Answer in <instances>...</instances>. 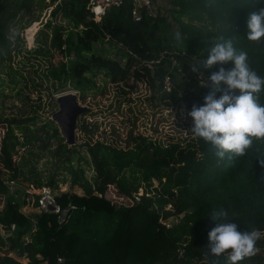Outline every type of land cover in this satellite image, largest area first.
<instances>
[{
    "label": "trees",
    "instance_id": "16d2710c",
    "mask_svg": "<svg viewBox=\"0 0 264 264\" xmlns=\"http://www.w3.org/2000/svg\"><path fill=\"white\" fill-rule=\"evenodd\" d=\"M46 1L0 0V61L16 52L13 42L21 36L20 31H11L13 24L28 17L30 26L38 21L36 11L52 7L38 32L43 40L35 38L36 48L24 51L30 55L27 61L33 58L48 64L42 76L53 86L69 82L84 90L92 87L100 72L111 84L127 89L132 88V79L144 83L153 99L158 95L159 107L184 113L193 124L188 113L194 105L204 104L210 91L204 83L219 65L209 70L201 67L199 72L191 66L207 56L218 37L235 38L237 48L248 53L251 67L264 75V44L246 38L249 13L264 7L260 0H170L167 14L151 18L143 12L140 22L132 17V3L124 2L109 10L100 23L92 20L87 0ZM176 31L182 34V43L172 39ZM97 43L118 44L120 59L98 54ZM10 122L0 146V224L25 228L8 239V252L15 257L27 255V264H225L224 257H214L208 249V234L218 223L211 213L220 205L236 214L239 230L264 229V167L259 163L264 160V139L254 138L246 155L231 160L216 157L211 144L191 132L162 140L129 131L131 145L126 149L104 141L84 143L94 176L87 179L82 167L81 179L73 172L71 185L80 186L82 194H78L60 192L56 174L46 181L33 178L35 170L23 176L14 164L15 149L40 136L26 127V140L21 142ZM50 129L59 141L58 152L71 163L69 153L76 148L64 144L53 121ZM21 178L35 187L56 190L57 204L68 209L65 223L60 224L54 213L28 216L21 211L24 202L14 198L19 191H11L8 185L11 180L20 183ZM110 185L132 204L107 200L104 193ZM257 247L260 251L240 264H264V240ZM0 264L20 263L5 256Z\"/></svg>",
    "mask_w": 264,
    "mask_h": 264
},
{
    "label": "rangeland",
    "instance_id": "374dc122",
    "mask_svg": "<svg viewBox=\"0 0 264 264\" xmlns=\"http://www.w3.org/2000/svg\"><path fill=\"white\" fill-rule=\"evenodd\" d=\"M167 5L169 6L165 2V5L161 7L164 8ZM50 9L52 7H45L42 11L35 12L34 18L42 23L35 26V38L43 40V35H38V32L44 28V24L50 18ZM163 13L166 12L163 11ZM28 21L29 18L25 17L20 23L13 24L11 31L15 34L20 31L19 35L22 38L20 37L18 41L14 39L13 44L17 45V49L16 52L12 53L11 59L0 61V146L10 121L13 122L14 134L21 142L26 140V138L23 139L26 127L30 129L32 134L40 136L37 141L18 145L15 149L14 164L22 169L24 177L30 175L28 173L30 170L36 171V174L32 176L33 178L43 181L50 180L56 174V179H60L61 185L65 184L64 180H67L65 188L71 186L72 192L82 194L79 185L74 186L70 183L76 177L73 172H77L78 178L81 179L80 167L84 170L87 179L92 180L94 176L91 165L89 166L85 159L87 155L86 147H83L85 144L104 141L114 143L117 148L126 149L128 145H131L128 143L129 131L133 132V135L144 134L154 138L160 137L162 140H166V135L185 137L191 132L193 124L187 121L184 113L177 115L162 106L159 107L158 95H155L153 99L152 91L142 82L136 84L130 79L129 84L132 88H125L127 91L121 96V102L115 94H120L124 87L111 84L101 72L96 73L94 84H91L92 87L84 90H80L69 82L61 86L58 84L53 86L52 82L42 76L48 67L46 66L47 63L42 60L35 62L33 58L28 61L26 59L29 54L25 51L29 52L36 48V42L30 43L25 36V29L33 26V21L30 26H27ZM21 26L27 27L20 29ZM29 39L32 41L31 37ZM95 51L105 57L120 59L121 50L118 44L97 43ZM31 65H34V68ZM19 72L23 73L24 78ZM71 91H78L79 103L91 109L89 113L85 114L83 122L88 125L90 118L92 122H95L96 127L89 130L86 125V128L82 129L79 138H76V145L74 146L76 152L69 153L72 162L67 164L64 156L58 152L59 141L53 137L50 122L53 114L58 110L56 97ZM54 125L57 126L55 122ZM68 148L74 150L72 147L68 146ZM19 182L17 184L18 189L24 185H30L22 178ZM22 196L23 189L14 197L15 201L22 202ZM2 207L3 205L0 209ZM22 210L27 215L33 214L30 209L25 210L23 207ZM174 223L177 224L178 220L176 219ZM3 253L1 252L0 255Z\"/></svg>",
    "mask_w": 264,
    "mask_h": 264
},
{
    "label": "clouds",
    "instance_id": "9594fccd",
    "mask_svg": "<svg viewBox=\"0 0 264 264\" xmlns=\"http://www.w3.org/2000/svg\"><path fill=\"white\" fill-rule=\"evenodd\" d=\"M260 2L264 4V0ZM247 28L248 41L264 44V7L249 13ZM172 39L179 44L183 37L176 31ZM228 64L233 66L225 68ZM218 65L219 70L212 72L204 83L210 89L204 96V104L194 105L188 115L193 120V137L210 143L219 159L231 160L246 155L254 138L264 139V102L261 101L264 75L251 67L248 53L237 48L235 38L218 37L207 56L191 67L193 72H199L201 67L209 70ZM259 163L264 167V160ZM211 217L218 221L208 234L212 256L224 257L225 264H240L260 251L257 244L264 240V229L239 230L236 214L224 205L214 207Z\"/></svg>",
    "mask_w": 264,
    "mask_h": 264
},
{
    "label": "built area",
    "instance_id": "2783aa9c",
    "mask_svg": "<svg viewBox=\"0 0 264 264\" xmlns=\"http://www.w3.org/2000/svg\"><path fill=\"white\" fill-rule=\"evenodd\" d=\"M87 1H88L89 11L92 15L91 18L96 23H100L109 10H111L112 8H118L122 6L124 2L132 3V6H133L132 17L136 22L141 21L143 12H145L151 18H157L159 13H163V11H165L166 12L165 14H167L168 13L167 9L170 6V0H87ZM165 2L169 4V6L167 5L164 8L161 7L162 5H165ZM160 8H163V9H160ZM51 11L52 9L49 10V17H50ZM41 24H42L41 22L39 23L38 21H35L33 22V26L31 28L25 29L24 31L25 36L30 43L32 44L35 43L36 33H34V29L36 25L38 26ZM38 30L39 29L37 28V31ZM29 37L32 38V41H30ZM64 48L65 46L63 47V49ZM165 84H166V87L169 85L168 79H166ZM67 93H73L77 95L78 91L66 92L61 95H65ZM61 95H58L56 99ZM83 118H85V115L79 118L78 120V125H77V128L75 129L76 138H79L80 133L82 132V129H84L87 125L83 122ZM93 124L94 122H92V120L89 118L87 128L90 130ZM64 183L65 184H62V185L59 184V191L60 192H72L71 186H69V188H65L67 183L66 182ZM17 184L18 183H16V181L14 180L9 181L8 183L9 189L13 192H15V190L20 191L21 189H23L22 201L24 202L23 207L25 210L30 209V211H32L33 214L35 213H38V214L54 213L58 215V222L60 224L65 223L68 209L62 210L60 206L57 204V200H56L57 192L55 189L51 187H47V186L35 187L33 185H28V184L18 189ZM138 195H142V191ZM104 197L116 205L129 206L132 204V201L128 197H126L124 194L119 193L115 189V187L112 185L108 186V188L106 189L104 193ZM22 208H21V211L25 214ZM15 227H16L15 225H11L9 229L7 226L0 224V253L4 252L2 255H0V258L9 256L13 258L14 260L18 261L20 264H27V262L29 261V259L27 258V255H24L22 257H15L13 253L8 252V249H9L8 239L11 236H13ZM58 261L62 262L63 260L59 258Z\"/></svg>",
    "mask_w": 264,
    "mask_h": 264
},
{
    "label": "water",
    "instance_id": "95a60500",
    "mask_svg": "<svg viewBox=\"0 0 264 264\" xmlns=\"http://www.w3.org/2000/svg\"><path fill=\"white\" fill-rule=\"evenodd\" d=\"M56 102L58 110L53 114L52 121L56 123L61 137L65 140L64 143L69 147L75 146V129L78 120L89 113L90 109L87 106H82L78 101V96L73 93L59 96ZM23 231H25V228L16 226L14 236L18 237L20 232Z\"/></svg>",
    "mask_w": 264,
    "mask_h": 264
},
{
    "label": "flooded vegetation",
    "instance_id": "af4514ba",
    "mask_svg": "<svg viewBox=\"0 0 264 264\" xmlns=\"http://www.w3.org/2000/svg\"><path fill=\"white\" fill-rule=\"evenodd\" d=\"M116 85V84H115ZM117 86V85H116ZM117 87H119V86H117ZM125 89V88H124ZM129 89V88H128ZM127 90V89H126ZM123 90H122V92H120V94H115V96L117 97V99L120 101L122 98H121V96L123 95ZM90 109V108H89ZM91 110V109H90ZM93 127H96V124H95V122H94V124H93V126H92V128Z\"/></svg>",
    "mask_w": 264,
    "mask_h": 264
},
{
    "label": "crops",
    "instance_id": "0c3cea01",
    "mask_svg": "<svg viewBox=\"0 0 264 264\" xmlns=\"http://www.w3.org/2000/svg\"><path fill=\"white\" fill-rule=\"evenodd\" d=\"M75 193H77V192H75Z\"/></svg>",
    "mask_w": 264,
    "mask_h": 264
}]
</instances>
